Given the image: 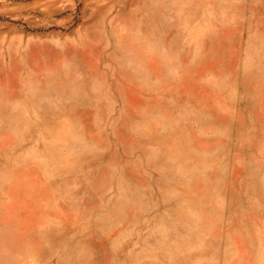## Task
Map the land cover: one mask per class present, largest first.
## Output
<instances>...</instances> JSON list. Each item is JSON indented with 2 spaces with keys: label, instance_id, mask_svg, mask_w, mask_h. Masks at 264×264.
<instances>
[{
  "label": "rangeland",
  "instance_id": "374dc122",
  "mask_svg": "<svg viewBox=\"0 0 264 264\" xmlns=\"http://www.w3.org/2000/svg\"><path fill=\"white\" fill-rule=\"evenodd\" d=\"M0 226V264H264V0H0Z\"/></svg>",
  "mask_w": 264,
  "mask_h": 264
},
{
  "label": "bare ground",
  "instance_id": "6f19581e",
  "mask_svg": "<svg viewBox=\"0 0 264 264\" xmlns=\"http://www.w3.org/2000/svg\"><path fill=\"white\" fill-rule=\"evenodd\" d=\"M146 46V45H145ZM44 58V57H43ZM44 61V60H43ZM13 67V66H12ZM3 226V225H2ZM1 227V226H0ZM4 227V226H3ZM5 228V227H4ZM1 229V228H0ZM0 233H2V231L0 232ZM8 233V232H7ZM11 233H12V231H11ZM9 234H10V232H9ZM11 235V234H10ZM1 236V235H0ZM5 236V235H4ZM7 237H9V236H7ZM6 237V238H7ZM1 238V237H0ZM8 240V239H7ZM9 241H11V239H9ZM3 242V241H2ZM12 242V241H11ZM1 243V242H0ZM8 243V242H7ZM5 244L6 243H4V246H5ZM14 244H17V243H14ZM11 245V244H10ZM2 246V245H1ZM3 247V246H2ZM12 247V246H11ZM13 248H14V246H13ZM8 249V248H7ZM9 250V249H8ZM5 253V252H4ZM8 254V253H7ZM11 254V253H10ZM12 255V254H11ZM8 256V255H7ZM4 257V256H3ZM10 257V256H9Z\"/></svg>",
  "mask_w": 264,
  "mask_h": 264
}]
</instances>
